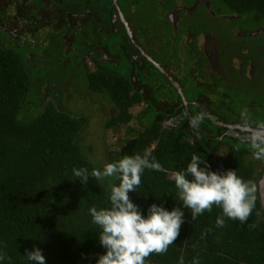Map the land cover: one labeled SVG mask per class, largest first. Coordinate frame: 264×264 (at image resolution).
Returning a JSON list of instances; mask_svg holds the SVG:
<instances>
[{
  "label": "trees",
  "instance_id": "1",
  "mask_svg": "<svg viewBox=\"0 0 264 264\" xmlns=\"http://www.w3.org/2000/svg\"><path fill=\"white\" fill-rule=\"evenodd\" d=\"M14 1L17 12L33 23L24 39L0 28V251L6 253L0 264H30L25 255L35 247L42 250L46 264H97L106 248L100 244V229L92 223L89 209L110 206V187L119 180L90 177L85 184L74 177L73 169L102 170L106 163L146 149L166 171L146 169L140 188L129 193L131 199L145 217L155 203L168 210L181 207L185 219L167 253L151 255L149 264H179L181 256L184 264H192L194 257H199V264H264V212L257 216L254 211L245 224L225 218V226L216 227L222 210L214 206L194 221L191 210L178 200L171 179L197 154L211 171L236 170L244 179L257 182V168L245 159L253 156L248 143L224 136L228 149L219 156L224 128L204 118L200 126L216 135L194 134L189 121L200 113L192 102L190 114L177 126L164 124L178 113L182 98L145 56L140 61L133 58L124 23L113 21L117 12L113 0ZM117 1L135 39L154 60L169 72L184 66L174 76L187 100L206 103L226 122L245 110L253 122L264 121L259 107L264 104V90L249 95L253 80L245 77L246 61L241 72L231 64L238 47L230 34L234 27L242 30L239 39L257 47L252 59L257 60V55L262 59L254 65L255 73L264 70V52L258 49L264 45V0H208V6L196 0ZM178 6L173 22L169 15ZM6 22V14L0 15V23ZM212 30L220 38L221 58L227 61L226 74L233 77L234 86L224 87L228 96L205 95L199 100L203 90L195 76L203 56L197 37ZM250 47L253 53L254 46ZM86 58L93 70L88 69ZM68 98L83 100L97 111L112 109L102 123L99 153H93L94 145L83 136L90 126V112L72 107L66 103ZM249 102L251 109L245 108ZM141 103V110L132 114L130 108ZM122 127L125 135L116 141L120 148L106 149L107 130L117 133ZM207 229L212 231L202 238Z\"/></svg>",
  "mask_w": 264,
  "mask_h": 264
},
{
  "label": "clouds",
  "instance_id": "2",
  "mask_svg": "<svg viewBox=\"0 0 264 264\" xmlns=\"http://www.w3.org/2000/svg\"><path fill=\"white\" fill-rule=\"evenodd\" d=\"M242 118L248 123L247 110L242 112ZM203 119V114H197L189 121L197 134ZM261 130H264V123L258 125L247 142L257 160H264V131ZM202 164L205 166L201 167ZM146 169L166 171L148 149L143 154L125 155L118 161L106 163L102 170L93 168L89 171L86 167L73 169L74 177L85 184L90 177L97 181L106 178L119 180L118 184L110 187V206L99 209L93 206L89 209L92 223L100 229V244L106 248V253L99 257L97 264H149L151 255L167 253L178 239L185 222L181 207L168 210L153 203L145 217L129 195L140 188ZM171 179L178 190V200L184 208L191 210L194 221L205 212H211L214 206L222 210V215L216 219V227H224L225 218L245 224L254 211L257 216L264 212V196L260 194L257 182L244 179L236 170L229 169L223 174L211 171L205 158L197 154L191 156V162L184 170L175 171ZM258 201L260 209H257ZM211 231L207 229L202 238ZM25 256L30 264H46V257L39 247L27 251ZM5 259L6 253L0 251V261ZM179 264H184L183 256ZM192 264H199V257H194Z\"/></svg>",
  "mask_w": 264,
  "mask_h": 264
},
{
  "label": "flooded vegetation",
  "instance_id": "3",
  "mask_svg": "<svg viewBox=\"0 0 264 264\" xmlns=\"http://www.w3.org/2000/svg\"><path fill=\"white\" fill-rule=\"evenodd\" d=\"M198 2H202L206 6H208V0H196V3ZM16 5L17 3H15L14 0H0V15L6 14L7 16V22L4 24L0 23V28L5 30L7 33H10L15 39L17 38L24 39L27 37V30L31 28V24L33 23V21L28 20L25 17V13L19 14V12H17L18 9ZM180 9L181 7L178 6V8L176 9L177 12L175 14L171 13L169 15L170 19H172L173 22L176 20L175 17H177V14L179 13ZM191 10L192 9L189 8L187 9V12H190ZM116 11L117 12L113 14V21L118 23V25H120L119 22H122L123 24L125 21L127 23L128 29L126 28V33L128 34L130 38V42L133 44V47L130 50V53L132 54L133 58H135V60L137 61H140L141 58L145 56L149 61H151L149 59V57L151 56L146 52L145 47L141 43L137 42V40L135 39L134 30L132 29V26L129 24L128 20L125 18L124 14L122 13L124 16L123 17L124 21H123V19L120 16L119 11L117 9ZM221 17H225L227 19L232 18V17H228L227 15H223V14L221 15ZM37 24L40 26L38 30H42L43 21H39ZM124 26H125V23H124ZM116 28L117 30L119 29L118 26ZM241 31L242 30H240L239 28L234 27L233 30H231L230 32V34L233 36L235 44L238 47L237 48L238 54L237 56L235 55L231 58V62H232L231 64L235 68H237L238 71L241 72L242 70L241 68L244 65V61H246L245 70H244L245 77L253 80L249 84L251 88L249 95L256 96L264 90L263 89L264 88V72H263L264 70L257 71L255 73V69H256L255 66L257 64H260L262 62V59L260 58L259 55H257V60L252 59L254 55H256L257 53V50H256L257 47L254 44H250L246 42L245 40L244 41L240 40L239 39L240 36L244 34ZM43 37L45 36L43 35ZM180 44L182 45V43ZM219 44H220V38L219 37L217 38V32H214L213 30L210 32L209 31L202 32L197 37L196 45H197L198 50L201 52L203 56L201 57L202 59H199L197 61V65H198L197 68L199 67V69L196 70V76H195L196 81L202 84L201 88L203 90V94L199 96V100L205 97V95L207 98H211V99L215 98L216 96L222 97V96H225L226 94L228 96V93H227L228 91H225L224 87L227 86L226 88H230L231 90L234 86L233 77H230L226 74L227 65L225 64L227 63V61L226 60L222 61L223 58H221V51H220L221 46ZM250 46H254L253 49L255 50L253 51V53L251 52ZM135 49H137L138 51L136 52ZM258 49L259 51L262 50V52H264V45L262 47L258 46ZM181 56L183 57L185 56V54L182 51H181L180 57ZM183 57L181 59H184ZM183 68L184 66L182 65V67L180 68L176 67L171 72L168 71L172 75V77L175 78V80L181 85V87H182V84L174 76V74L176 73L178 74V71L181 72ZM241 79L242 77L240 78V80ZM182 90H183V87H182ZM190 102L195 103L198 107L197 108L198 112L200 114H203L204 112L205 113V115H203L204 118L207 119L210 123L214 124L215 127L222 128V129L224 128V130H222L223 131L222 135H220L221 142L218 143L219 144L218 147H221L222 145H226L228 147V144H227L228 142H225L222 140L224 136L228 137L229 139L233 141L238 140V141L247 143L250 135L253 133L254 130L258 128L259 124L256 122H253V118L249 116H248V123L244 122L242 115H239L237 118H235L234 120L230 122H226L221 114L216 113L214 108H211L206 103L202 101H198V100L196 101L188 100V106H186L182 102L183 104L180 107V110L178 111V113L173 114L169 119H167L168 122L173 123L175 121L176 124L173 126H177L186 115L190 114L189 113L190 112L189 111ZM259 107H262L261 109L264 110V104L260 105ZM259 107H256V108H259ZM245 108L251 109V103L250 102L247 103L245 105ZM207 113H209L210 116L209 114L207 115ZM261 123H264V121ZM201 129H202V134H197V132H193V133L196 135H200V138H203L204 135H211V136L216 135L212 133V131L207 133L205 129H203L202 126L199 127V131ZM261 131H264V130H261ZM255 160L258 162V165H259L257 167V171L259 172V178L257 180V184H258V182L264 175V160H257V159Z\"/></svg>",
  "mask_w": 264,
  "mask_h": 264
},
{
  "label": "rangeland",
  "instance_id": "4",
  "mask_svg": "<svg viewBox=\"0 0 264 264\" xmlns=\"http://www.w3.org/2000/svg\"><path fill=\"white\" fill-rule=\"evenodd\" d=\"M43 32L44 31H41L39 34L42 36V35H44ZM85 62L87 64L88 69H92V70L94 69L95 66L93 65V63L89 59L86 58ZM75 91L78 93L80 90L77 88ZM79 93H80V95H82V92H79ZM67 102L72 107L78 106V108L82 112H90V114L92 116V118L90 120V126H89L88 130L83 133V136L85 137V140H91L92 144L94 145L93 146V153H99L100 152L98 149V148H100L99 147L100 146L99 140L100 139L102 140V137H101L102 134L100 133L102 123H103L104 117L111 115L110 113H111L112 109L108 108L106 110H102V111L98 110L97 111L96 109L94 110V108L91 105L85 103L83 100L79 99V101H76V99H74V98H68L66 100V103ZM142 106H143L142 103L136 104L130 108V111L132 112V114L135 115L136 113H138L141 110ZM203 115H205L204 112H203ZM164 124L169 125V126H173L176 123H175V121L173 123L172 122L170 123V122H168V120H164ZM124 130H125L124 127H122L119 130V132H117V133H111V131L107 130V132L105 134V136H106L105 142L107 144L105 146L106 149L112 150V149H119L120 148L121 144H117L116 141L121 140L124 137V135H125ZM198 137L200 138V135H198ZM227 149H228V147L226 145H222L217 150L218 155L222 157L225 154V152L227 151ZM245 159L247 161H251L256 168L259 166L258 162L255 160V158L251 154H248V157H245Z\"/></svg>",
  "mask_w": 264,
  "mask_h": 264
},
{
  "label": "water",
  "instance_id": "5",
  "mask_svg": "<svg viewBox=\"0 0 264 264\" xmlns=\"http://www.w3.org/2000/svg\"><path fill=\"white\" fill-rule=\"evenodd\" d=\"M113 3H114V5H115V8L119 11V13H120V16H121V18L123 19V21H124V16H123V14H122V12H121V10H120V6H119V4H118V1L117 0H113ZM124 23H125V26H126V28L128 29V26H127V23L124 21ZM149 59L151 60V62L161 71V72H163L165 75H166V77L168 78V80L171 82V84L178 90V92H179V94H180V96H181V98H182V102L186 105V106H188V100L186 99V97H185V95H184V92H183V90H182V87H181V85L175 80V78H173L172 77V75L159 63V62H157L156 60H154V59H152L151 57H149ZM209 113H207V115H208ZM209 116H210V114H209ZM258 187H259V190H260V194L262 195V196H264V175H263V177L260 179V181L258 182Z\"/></svg>",
  "mask_w": 264,
  "mask_h": 264
}]
</instances>
